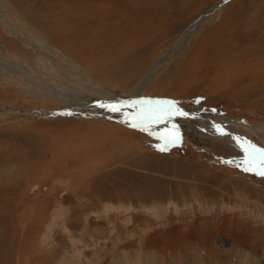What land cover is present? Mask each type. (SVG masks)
<instances>
[{
    "label": "rangeland",
    "instance_id": "1",
    "mask_svg": "<svg viewBox=\"0 0 264 264\" xmlns=\"http://www.w3.org/2000/svg\"><path fill=\"white\" fill-rule=\"evenodd\" d=\"M1 1L112 89L161 61L144 101L264 124V0H228L177 52L222 0ZM55 58L0 23V264H263L264 166L250 151L53 96L40 84Z\"/></svg>",
    "mask_w": 264,
    "mask_h": 264
},
{
    "label": "bare ground",
    "instance_id": "2",
    "mask_svg": "<svg viewBox=\"0 0 264 264\" xmlns=\"http://www.w3.org/2000/svg\"><path fill=\"white\" fill-rule=\"evenodd\" d=\"M219 3H222L223 5L225 2L224 0H222ZM219 3H217L216 6L212 8V10L205 12L202 18L199 21H196L197 23H194L195 26L193 25L194 27L188 32L186 36L183 37L180 43L175 47L176 52L180 48L181 50L185 49V47L190 41V37L192 36V34H194L197 27L199 28V26L202 25L203 22L210 20L215 14V12L220 9L222 5L218 6ZM8 11L9 10H7L2 5V1L0 0V23L6 28H8L17 38V40H20L22 44L26 45L32 51L37 49L39 51H42L46 55L56 57L61 63V67L55 66L52 71H49L46 66V70L49 72H45L46 74H43V76L47 84H40V86L44 88L46 92L50 89L54 93L52 94L53 96H57L60 99L67 101L68 103L83 105L85 109L95 108L99 110L100 114L105 116L112 115L115 116L114 118L135 119L136 121L144 120L147 123L156 124L162 122L174 128H183L187 130H192L202 135L204 134L212 137L221 138L225 140L228 144H231L236 147L237 150L240 148L241 150L245 149L250 151L254 156L253 158L255 159L256 163L259 164L258 166H264V149H261L257 145H254L249 142L248 140L243 139L242 136L244 133H248L250 135L253 134L256 135L261 141H264V124L256 126L251 125L242 119L237 118V120H232L219 113L208 112L201 108H196L194 110H181L179 107L177 108L175 106L160 108L153 101H144L145 98L143 94L146 87L148 86L149 82H151L157 76L156 72H158V70L162 69L163 67L161 61L153 63L149 67L147 72L139 79L136 85L129 89V92L118 91L112 89L109 86H106L105 84L99 81L94 80L91 76L86 73V71L81 67L79 63H77L74 59L68 57V55L62 53L58 48L50 44L45 37L41 36V34L31 31L20 21L12 18L11 13H9ZM176 52H172L171 56H173ZM36 61L38 60L36 59ZM219 63H221V61ZM226 63L227 62H224L223 64ZM224 66V69L227 68L229 69V71L230 68H233L232 65L230 67L226 65ZM220 67L221 64L219 66V69H221ZM241 67L242 66H239V68ZM243 67H245L251 72L255 83L258 82L256 72L261 71L262 67L260 68V64L258 62L250 64L249 62L246 65L244 64ZM20 72L23 76L26 77L27 80H29V82H34L33 78L31 77L32 74H29L28 72L26 73L24 70H21ZM49 85H51L52 87ZM118 102H130V107L128 108L126 106H122V104H119ZM133 102H135L136 104H134ZM157 107L160 109H157ZM51 111L53 110L47 112L51 113ZM55 111L57 113L63 112L65 114H69V111L65 110L61 111L57 109ZM70 113L71 115H73L72 112ZM168 114L172 116L171 119L170 117H167ZM77 116L81 117L82 115L77 114ZM97 127L98 128H96V131L98 133L105 134L106 131L109 130L113 132L112 126L100 127L99 125H97ZM108 134H110V131L108 132ZM261 262L264 264V260H261Z\"/></svg>",
    "mask_w": 264,
    "mask_h": 264
},
{
    "label": "water",
    "instance_id": "3",
    "mask_svg": "<svg viewBox=\"0 0 264 264\" xmlns=\"http://www.w3.org/2000/svg\"><path fill=\"white\" fill-rule=\"evenodd\" d=\"M228 0H224V2H227ZM220 5H222V3H219V6ZM148 99V98H147ZM148 100H151V101H153L154 99H148ZM133 101V100H132ZM156 101V100H155ZM166 104H169V103H166ZM170 105V104H169ZM53 114H57V112L54 110L53 112H52Z\"/></svg>",
    "mask_w": 264,
    "mask_h": 264
}]
</instances>
